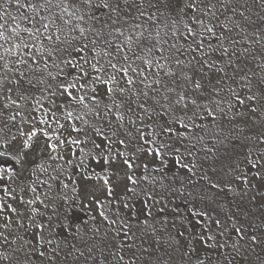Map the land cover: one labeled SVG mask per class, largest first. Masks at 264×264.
I'll return each mask as SVG.
<instances>
[{"label":"snow or ice","instance_id":"6c2138e0","mask_svg":"<svg viewBox=\"0 0 264 264\" xmlns=\"http://www.w3.org/2000/svg\"><path fill=\"white\" fill-rule=\"evenodd\" d=\"M0 264H264V0H0Z\"/></svg>","mask_w":264,"mask_h":264}]
</instances>
